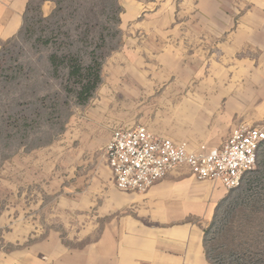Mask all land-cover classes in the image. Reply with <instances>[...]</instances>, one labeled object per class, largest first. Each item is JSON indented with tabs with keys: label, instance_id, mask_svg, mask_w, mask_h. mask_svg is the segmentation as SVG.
<instances>
[{
	"label": "rangeland",
	"instance_id": "374dc122",
	"mask_svg": "<svg viewBox=\"0 0 264 264\" xmlns=\"http://www.w3.org/2000/svg\"><path fill=\"white\" fill-rule=\"evenodd\" d=\"M44 1L33 0L20 33L0 45V264H71L70 253L86 251L88 244L103 238L106 220L101 212H92L95 227H90L85 213L69 208L79 202V195L71 196V192L91 183L86 165L74 171L75 164L70 163L72 150L66 148L71 145L72 126L77 128L93 110L106 108L109 114L100 116L103 125L114 129L152 123L154 133L170 136L172 132L165 130L167 116L174 113L173 104L178 102L168 100L172 84L167 83L165 68L160 71L164 84L139 87L130 78L104 82L106 63L124 47L121 0H51L54 8L48 15L42 9ZM52 55H58L55 64ZM98 63L101 82L89 96L85 89L93 76L88 67L95 70ZM142 68L151 77V66ZM77 69L82 71L73 75ZM254 72V77L239 76L240 93L245 85L255 93L254 100L242 102L253 101L256 106L254 115L239 116V124L264 121L263 69L255 67ZM104 97L108 99L105 103ZM116 115L128 123L111 122ZM173 134L176 141H186L193 148L209 144L194 139L198 132H191L193 139L190 133ZM111 187L117 188L112 179ZM227 191L223 209L218 207L222 199L208 224L210 233H204V242L216 235L209 241L216 248L215 255L227 253L233 245L229 237L245 228L264 235V225L244 211L251 210L250 205L242 204L245 217L222 212L238 195L245 199L247 194L264 193V146L255 169L240 187ZM217 209L221 214L215 225ZM225 258L207 260L232 264L231 257Z\"/></svg>",
	"mask_w": 264,
	"mask_h": 264
},
{
	"label": "crops",
	"instance_id": "0c3cea01",
	"mask_svg": "<svg viewBox=\"0 0 264 264\" xmlns=\"http://www.w3.org/2000/svg\"><path fill=\"white\" fill-rule=\"evenodd\" d=\"M32 2L0 0V45L20 33ZM120 4L124 47L110 56L104 82L130 78L139 87L164 84L160 71L165 68L167 83L172 84L168 100L178 101L167 116L165 130L172 132L168 137L175 140L173 133L183 132L192 138L191 132H198L194 139L209 142L202 144L221 146L239 125L240 115L255 114L253 101L242 102L254 100L252 86L245 85L242 94L238 81L240 74L254 77L255 67L264 74V0H121ZM53 8L51 0L42 4L46 15ZM132 22L135 26H130ZM145 66H151V77ZM107 100L104 97V103ZM103 114H109L106 108L93 110L69 132L71 145L66 149L72 150L73 170L84 164L91 175L89 186L71 192L79 195V202L69 208L85 213L90 227H95L92 212H101L106 220L101 241L70 253L71 264H210L204 233L227 189L220 182L197 179L187 167L171 171L145 192L111 187L114 180L105 148L115 128L102 124ZM110 120L128 123L118 115Z\"/></svg>",
	"mask_w": 264,
	"mask_h": 264
},
{
	"label": "built area",
	"instance_id": "2783aa9c",
	"mask_svg": "<svg viewBox=\"0 0 264 264\" xmlns=\"http://www.w3.org/2000/svg\"><path fill=\"white\" fill-rule=\"evenodd\" d=\"M263 146L264 121L240 123L219 147L196 148L136 125L115 128L105 155L115 186L122 191L145 192L179 167L233 190L255 169Z\"/></svg>",
	"mask_w": 264,
	"mask_h": 264
},
{
	"label": "trees",
	"instance_id": "16d2710c",
	"mask_svg": "<svg viewBox=\"0 0 264 264\" xmlns=\"http://www.w3.org/2000/svg\"><path fill=\"white\" fill-rule=\"evenodd\" d=\"M58 59V55H52L51 60L52 63L55 64L56 60ZM77 67V66H76ZM100 67L101 63H98L97 68L93 66L88 67V73H90L91 76H93L92 79L89 80V83L85 89V91L89 94V96L93 93V91L96 89V87L99 85L101 82V75H100ZM75 69V67H73ZM94 70V71H92ZM82 70L77 69L74 74L80 73ZM90 71V72H89ZM225 200L223 199L218 207L220 208V211L223 209L225 205ZM264 193L258 195V193L254 194H247L246 198L243 199L240 197V195L237 196L236 199L232 200L230 202L229 207H226L225 210L222 212H226L224 215H228L231 212H237L241 215H243L244 211H248L249 215H255L256 219L258 218L257 224H262L264 225ZM242 204H248L251 207V210H244L241 208L243 205ZM219 209V208H218ZM214 216V221L213 224L218 223V218L219 215L221 214L220 211H218ZM253 210V211H252ZM220 213V214H219ZM244 216V215H243ZM245 217V216H244ZM221 218V217H220ZM253 221V220H252ZM246 222L243 220V225ZM210 227L206 229V233H210ZM225 234H228L227 232ZM225 237V236H224ZM216 238V235L213 237H210L209 240H205L204 246L206 250V255L208 260L212 261L215 260L217 261V258L219 260H225L228 255V257H231L230 261L232 264H264V235H258L254 229L251 230H242L240 234H233L231 237V242L233 245L230 247L229 251L227 253L225 252H218V254H214L215 247L211 244H209V241L213 240Z\"/></svg>",
	"mask_w": 264,
	"mask_h": 264
}]
</instances>
